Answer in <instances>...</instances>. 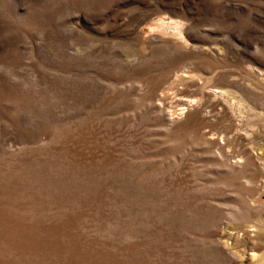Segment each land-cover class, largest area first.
<instances>
[{
	"label": "rangeland",
	"instance_id": "1",
	"mask_svg": "<svg viewBox=\"0 0 264 264\" xmlns=\"http://www.w3.org/2000/svg\"><path fill=\"white\" fill-rule=\"evenodd\" d=\"M0 264H264V0H0Z\"/></svg>",
	"mask_w": 264,
	"mask_h": 264
}]
</instances>
